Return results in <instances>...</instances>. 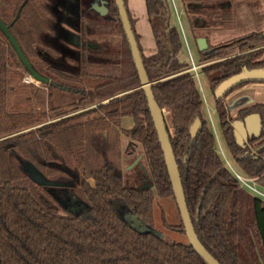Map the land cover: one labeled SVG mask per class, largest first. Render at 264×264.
Returning a JSON list of instances; mask_svg holds the SVG:
<instances>
[{"label":"trees","instance_id":"1","mask_svg":"<svg viewBox=\"0 0 264 264\" xmlns=\"http://www.w3.org/2000/svg\"><path fill=\"white\" fill-rule=\"evenodd\" d=\"M43 1L0 0V18L6 24L13 22L10 31L24 54L49 73L46 102L53 115L44 123L48 114L33 111L38 91L34 84L18 83L16 72L23 66L0 36V264H207L189 243L170 244L154 231L156 195L174 200L175 195L115 1L106 0L109 13L104 19L117 22L122 58L117 56L119 51L107 46L101 53L84 50L79 63L38 51L40 33L47 29L48 12ZM181 1L195 41L202 37L194 33L195 29H226L233 24V12L226 0ZM124 2L155 100L161 110L171 113L174 134H168L199 241L220 264H264V201L242 188L216 148L215 136L203 117L204 102L197 80L189 72L190 65L179 58L182 37L178 28L170 25L168 1L145 0L156 43L155 54L148 57L127 0ZM5 8L13 10L10 21L3 13ZM236 47L248 52L206 63ZM198 52L201 73L214 96L224 80L244 69L264 68V60L260 61L264 34L246 35ZM248 83L233 88L221 100L214 99L234 162L245 176L263 187L264 107L255 105L239 111L236 119L259 114L263 124L259 137L252 136L239 145L233 128L236 119L226 102L233 91ZM124 117L133 119L132 129L120 130ZM196 119L201 120L202 127L191 143L190 128ZM121 134L142 146L155 191L124 187ZM256 148H261L258 153ZM22 162L50 181L65 174L57 164L76 170L80 189L60 185L45 188H55L62 199L72 195L79 202L77 216L62 217L54 207L44 204ZM123 209L145 230L136 228L122 214ZM99 211L106 212L111 221L102 226L95 215ZM83 222L91 224L88 230ZM164 223L168 230L185 235L182 220L177 227ZM58 225L72 228L66 233L56 229ZM108 226L110 232L106 233Z\"/></svg>","mask_w":264,"mask_h":264},{"label":"rangeland","instance_id":"2","mask_svg":"<svg viewBox=\"0 0 264 264\" xmlns=\"http://www.w3.org/2000/svg\"><path fill=\"white\" fill-rule=\"evenodd\" d=\"M91 1L92 0H85L84 5H82V7H81L83 9V13H85V15H86L85 20L87 21V24L89 26H91L92 29L97 30V31H95L96 33L93 32V34L95 33L96 35L92 36L91 38L93 40H95L96 43H98V40L99 41L101 40L100 44L104 45L105 50H106L107 46L115 48L117 51L120 52L119 55H117V56L119 58H122L121 34L119 33V29L115 27L116 23H117L116 20H113V19H110V21L105 20L103 17H101L97 13H95L91 8H90V10L87 11V8L85 6H89ZM131 2L133 4H137V7L140 4L138 2V0H131ZM176 2H177V6L179 8V11L182 12V9L184 7L182 8L179 0H176ZM225 2L229 3L230 0H226ZM45 6L47 7L48 11H51L53 9L55 10V12L61 11V10L54 7L51 0H49L48 2H45ZM128 9H129V5H128ZM129 11H130V9H129ZM184 12H185V8H184ZM3 13L6 15L7 20H9V21L13 17V10L5 8L3 10ZM185 14H182V17H181L182 22L180 21L179 18H178L179 20H177L176 16H174L173 19L171 18V20H172V22L175 23V26L180 31V35L182 37V43H183V47H184V55L183 56H184L185 62L188 63L189 65H191V60H190V54H191L193 62L196 65H199V64L201 65L200 58H199V52H198L197 47L193 43L191 30L189 28L188 21H187ZM73 15L74 14L72 11V14L69 17V21L72 23L74 21ZM49 16H50V14H49ZM67 20H68V18L64 19L61 16H59V17L54 16L55 23L53 25H55V27L57 26L56 28L58 29V31H56V32L57 33L59 32V35H57V36L56 35L55 36L46 35V32H43L41 34V36H42L41 40L42 41L39 40L40 43L37 46L38 51H40V52L44 51L46 53H50L51 55H55L58 57H62V58L72 60L74 51L69 48L68 44H71L73 42L71 38L75 37V35H67L68 34L66 32L67 29H65L64 26L62 25ZM96 23H100L101 25L98 26V24H96ZM136 23H137V21H135V29H136ZM141 25H144L146 27V30L147 29L150 30V27H149V24L147 23V21H145V23L141 24ZM142 27L143 26H140L139 29H142ZM181 27H183L184 33H185V35H186V37L190 43V49L191 50L188 48L189 51L185 46V42H184L185 39L183 37L184 34H182ZM97 28L101 29V30H98ZM194 33L196 35L199 34L198 36H204L205 29H203V28L195 29ZM0 36L6 40V38L4 37V35L2 34L1 31H0ZM141 36L143 37L145 42L146 41H149L152 43L154 42L153 35L144 34ZM202 38H204V37H202ZM227 42H229V41H227ZM7 43H8V41H7ZM224 43H226V42H224ZM221 44H223V43H221ZM218 45H220V44H218ZM215 46H217V45H215ZM215 46H211V47H215ZM261 47H263V46L261 45L259 48H261ZM189 52H190V54H189ZM245 52H248V50L242 51L238 47L231 48V49L227 50L221 58H218V59L216 58V59H214L212 61H208L206 63L212 64V63L221 62V61H224L225 59L234 58L236 56L242 55ZM262 60H264V54H263L262 58L260 59V61H262ZM31 62H32V65L34 66V68L40 74L48 77L49 73L45 69H43V67L37 61H35L34 59H31ZM16 74L18 77V83L19 84H24V82H26V79H32L28 75V73L24 67L21 70L17 71ZM198 74H199V78L196 79L197 85H198V87H199V85H203V88H204L203 91L201 92V95H202V99L204 102V112L206 115V119H207L209 125L211 127H213L211 122H210V118H209L210 112H212V117H213V120L215 122L217 134L219 135L220 139H223L222 131L220 128L219 117H218V114L216 111L215 99H214L213 93L211 91V86H210L207 78H205V76L201 73V69L198 70ZM32 83H34V86L38 91V96L36 95V98H33V104H34L33 111H37V112L39 110L45 111V113H47L49 117L47 119L43 120V122L48 123L52 120L53 115L49 112L50 108L48 106V103L46 102V97L48 94L47 85H45L44 83L40 84L36 81H33ZM105 103H107V102H105ZM164 115H165V119H166L168 129H169L171 135H173L174 129H173V125H172L171 113L167 110H164ZM236 118H234V119H236ZM126 123H128V125L129 124L133 125V119L128 117L125 122H122L121 126H120L121 131H122V129L127 130L126 129V125H127ZM115 133H117V132L115 131ZM120 150L122 153L120 162H121V166H122L124 187L136 188V189L150 188V189L155 191V186H154L153 180L151 178L150 172L148 170V164H147V160H146V157L144 155V152L142 150V146L135 143L131 139L123 136V134H121V136H120ZM254 151L256 152L257 148ZM221 157L223 159L225 166L230 171V168H231L230 164L231 163L229 164V162L226 160L225 156H222V154H221ZM17 159H18V157H17ZM228 159H229V157H228ZM231 165L233 168H235L233 163ZM56 166H59L60 168H62L65 171V174H61V175L57 176L55 178V180L52 181L53 183L59 184L60 185L59 187H68L69 189H80L79 188L80 187L79 174L76 170L66 168V166L62 165V164H57ZM28 169L33 174V177L35 179L34 185H35L36 190L35 189L34 190L40 195L41 201L44 204H47L48 206L54 207L56 209L58 215H60L62 217L74 218L75 216H77V213L79 212V202H76L75 200H73L71 197L72 195L68 194L67 199L66 198L65 199L60 198V196L57 194V191L55 188H53L54 190L45 188V185H43V184L44 183L48 184L49 182L44 177L37 174L36 172H34L29 167H28ZM231 172H232V170H231ZM90 183L92 185H94L93 181H90ZM257 189L264 192V186L261 188L257 187ZM246 190H248V189H246ZM248 191L252 195L256 196V194H254L252 191H250V190H248ZM122 214L126 218H129L131 216L124 209H123ZM95 215L97 217H99V219H101L100 222H101L102 226L105 225L106 220L108 222L111 221V218H109V216L106 214V212L99 211V212H96ZM154 216H155V230L154 231L158 235L163 237L168 243H170V244L173 242L174 243H176V242L177 243H183V244L189 243L186 235L176 233V232H172V231L168 230L165 226V223H164V222H166L168 225L176 226V227L181 225V216H180V212H179L176 200H174L173 198H160L156 195L155 201H154ZM90 225L91 224H89V223H87V224H85L84 222L82 223V226H84V228L87 230L90 228ZM55 228L67 233V232L71 231L72 226L71 225H62V226L58 225ZM105 230H106V233L110 232V226L106 227Z\"/></svg>","mask_w":264,"mask_h":264},{"label":"water","instance_id":"3","mask_svg":"<svg viewBox=\"0 0 264 264\" xmlns=\"http://www.w3.org/2000/svg\"><path fill=\"white\" fill-rule=\"evenodd\" d=\"M116 7L118 9L120 22L122 24L124 33L126 35L131 54L133 57V61L135 67L137 69L140 81H141V89L144 90L149 110L151 116L153 118V122L158 134V138L164 153L165 162L167 165V169L169 172V176L171 179V183L173 186V191L175 195V200L180 212L181 220L185 227V235L188 238L190 246L195 250V252L207 263V264H220L201 244L199 241L192 219L187 207L184 189L181 182V177L178 169V165L176 162V158L174 156V152L170 143V138L168 134V126L166 123L164 110H161L158 106V103L155 100L153 90H152V83L149 80L147 75L142 54L140 52L133 27L130 22L129 14L125 5L124 0H114ZM24 6V5H23ZM22 6V7H23ZM21 7V9H22ZM21 9L18 11L16 19L17 20L20 16ZM93 9L97 11L101 16H106L109 13L108 2L102 0L100 4L95 3ZM13 25V22L10 24H6L0 18V31L8 41L9 45L15 51L17 57L19 58L22 66L27 71L28 75L38 83H44L45 85L50 84V79L48 77L43 76L40 74L32 65V62L28 59V57L24 54L21 46L19 45L16 38L12 35L10 28ZM197 47L200 52H207L209 49V44L206 38H199L197 40ZM264 83V68H256L252 70L244 69L241 73L234 75L226 80H224L214 91V97L216 100L223 99L230 91L237 87L238 85L244 83ZM202 127V122L200 119H196L193 125L190 128L191 134V143L195 141L198 136V133ZM234 128V135L236 141L239 145H244L248 139L252 136L259 137L263 124L262 118L259 114H251L245 117L243 120L234 121L233 122ZM170 132V131H169ZM264 148V145L261 147ZM261 148H258L255 153H258ZM23 168L25 171L30 175L31 179L35 182L33 174L30 172L28 167L32 169L37 174L44 177L41 173L38 172L32 165L22 162ZM56 166V165H55ZM59 167V166H57ZM60 168V167H59ZM62 169V168H60ZM63 170V169H62ZM64 171V170H63ZM49 183H44L45 186H57L59 184H55L52 181H49L46 177H44ZM131 223L136 227L145 230L144 225H142L137 218L133 217L132 215L129 217Z\"/></svg>","mask_w":264,"mask_h":264},{"label":"crops","instance_id":"4","mask_svg":"<svg viewBox=\"0 0 264 264\" xmlns=\"http://www.w3.org/2000/svg\"><path fill=\"white\" fill-rule=\"evenodd\" d=\"M169 7H170V25L175 26V23L172 22L171 18L173 19L174 16H176V19L182 22V14H185L184 8L182 5V1L179 0L181 6H182V12L179 11V8L177 6L176 0H167ZM130 13L136 23V32L140 36V43L143 48V52L145 56H151L155 54L156 52V43L144 41L143 37L141 35L147 34V35H153V32L150 27L149 18L147 14L146 4L145 0H138L140 3L137 7V4H133L131 0H127ZM229 5L231 7V10L233 12V24L230 28H220V29H209L205 30L204 38L207 39L209 46H215L236 38L244 37L246 35L250 34H264V0H230ZM175 14V15H174ZM186 15V14H185ZM179 18V19H178ZM138 19V20H137ZM145 21L149 24L150 30L147 29L144 25ZM68 28H70L69 25H66ZM138 26V27H137ZM140 26H143L142 29H139ZM176 27V26H175ZM182 33H184L183 27H181ZM146 32V33H145ZM192 34V33H191ZM184 42L186 48L190 49V43L184 33ZM201 37V38H202ZM154 39V36H153ZM193 43L197 47V41L194 40L193 34H192ZM188 45V47H187ZM198 49V47H197ZM191 50V49H190ZM184 47L183 50L179 56L180 60L182 62H185L184 60ZM186 63V62H185ZM206 78V77H205ZM200 93L203 91V85H199ZM226 102L229 105L230 113L233 118H236L238 116L239 111L242 109L252 107L255 105H262L264 107V83H248L241 88L237 89L236 91L232 92L227 98ZM203 117L206 119V115L204 112V105H203ZM128 117H124L121 120L122 122H125ZM210 122L213 127L210 125V129L212 130L215 139H216V148L219 152V154L222 156H225L226 160L229 162V164L233 163L234 167L230 164V172L231 170L237 173L243 174V172L239 169V167L235 164L234 160L232 159L230 152L227 148V145L225 144L224 138L220 139L219 135L217 134L215 122L212 117V112H210L209 115ZM235 121H239L236 119ZM208 122V121H207ZM126 129L130 130L134 126L128 125L126 123ZM124 130V129H122ZM223 135V134H222ZM229 157V159H228ZM232 161V162H231ZM232 173V172H231Z\"/></svg>","mask_w":264,"mask_h":264},{"label":"flooded vegetation","instance_id":"5","mask_svg":"<svg viewBox=\"0 0 264 264\" xmlns=\"http://www.w3.org/2000/svg\"><path fill=\"white\" fill-rule=\"evenodd\" d=\"M48 1L49 0H44L43 2L45 4V2H48ZM51 1L53 3L54 7L61 10V11L55 12L54 9L51 11H48V9H47V12H48V15L46 17L47 29L44 32H46V35H52V36L59 35V32L58 33L56 32V31H58V29L56 28L57 26L55 27V25H53L55 23L54 16H57V17L61 16L64 19L68 18V20L62 25L64 26L65 29H67V31H66L68 33L67 35H75V37L71 38L73 42L71 44H68L69 48L74 51L73 52V58L71 60L73 63H79V61L81 62L82 52L84 50H89V51H92L94 53H101V52L105 51L104 45L100 44L101 40L100 41L98 40V43H96L95 40H93L91 38L92 36L96 35L95 31H97V30L96 29L92 30L91 26H89L87 24V21L85 20V18H83V15L84 16H86V15H85V13H83V9L81 7H82V5H84L85 0H78V4L80 6L79 9L78 8L76 9L77 0H51ZM101 1L102 0H92L90 5L88 6V8H89L88 10H90V8H91L95 13H97L99 16H101L97 11H95L93 9V6L95 5V3L100 4ZM72 11L74 14L73 15L74 16L73 23L69 21V17L72 14ZM76 13H79V16H76L75 15ZM49 14H50V16H49ZM106 16H104V17L101 16V17L105 18ZM96 24H98V26L101 25L100 23H96ZM66 25H69L70 28H68ZM98 30H101V29H98ZM93 32H95V33L93 34ZM42 33L43 32H41L40 36H39L40 41H42L41 40L42 39L41 38ZM258 187L261 188L262 186H260L258 184ZM242 188L246 190V188H244L243 186H242ZM246 191H248V190H246ZM255 197L264 201V199H262L261 197H259L257 195Z\"/></svg>","mask_w":264,"mask_h":264},{"label":"built area","instance_id":"6","mask_svg":"<svg viewBox=\"0 0 264 264\" xmlns=\"http://www.w3.org/2000/svg\"><path fill=\"white\" fill-rule=\"evenodd\" d=\"M184 34V33H182ZM188 47V45H187ZM189 51V49H188ZM190 54V52H189ZM190 60H191V65H190V68H189V72L193 73L195 78L198 79L199 78V74H198V70L202 68V65H196L194 62H193V59L191 57V54H190ZM34 80L33 79H26V84H34L32 83ZM232 174L234 175V177L238 180V182L241 184V186H243L244 188L252 191L254 194H256L257 196L261 197L264 199V192L260 191L259 189H257L258 187V184L256 182V179H252V178H249L247 176H245L244 174H241V173H237V172H234L232 171Z\"/></svg>","mask_w":264,"mask_h":264}]
</instances>
